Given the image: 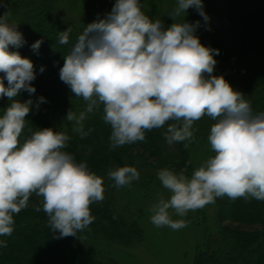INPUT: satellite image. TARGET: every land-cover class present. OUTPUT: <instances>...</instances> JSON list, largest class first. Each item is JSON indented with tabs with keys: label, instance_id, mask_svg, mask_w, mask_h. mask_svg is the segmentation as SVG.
<instances>
[{
	"label": "clouds",
	"instance_id": "obj_1",
	"mask_svg": "<svg viewBox=\"0 0 264 264\" xmlns=\"http://www.w3.org/2000/svg\"><path fill=\"white\" fill-rule=\"evenodd\" d=\"M189 8L207 23L203 0H175L169 17H185ZM199 27V21L184 19L165 28L142 11L141 0H115L111 12L84 28L59 70L61 81L86 102L83 111L70 109L66 116L82 139L91 132L85 121L101 105L113 149L143 142L147 131L169 121L174 123H167L164 133L168 145L191 142L194 122L204 116L215 121L207 138L214 155L191 176L186 168L158 170L157 179L171 195L151 206L150 220L173 230L186 227V221L173 220L170 209L183 217L218 197L264 201V111L254 112L223 76L212 75L219 50L201 44ZM70 32V27L60 31L58 42L68 44ZM25 43L18 26L0 17V99L11 101L0 115V236L12 235L14 215L28 207L33 194L42 198L34 210L47 214L52 233L77 236L95 220L90 205L103 201V179L64 151L70 140L64 132L45 128L21 142L34 101L15 98L36 93V71L30 59L10 49ZM42 43L37 40L31 49L38 51ZM45 102L41 96L35 106ZM107 175L117 188L140 179L134 166ZM3 247L7 242L0 240Z\"/></svg>",
	"mask_w": 264,
	"mask_h": 264
},
{
	"label": "trees",
	"instance_id": "obj_2",
	"mask_svg": "<svg viewBox=\"0 0 264 264\" xmlns=\"http://www.w3.org/2000/svg\"><path fill=\"white\" fill-rule=\"evenodd\" d=\"M59 0H0V17L9 24L18 26L26 43L18 51L30 59L36 71L32 96L21 92L15 99L34 101L32 111L26 117V126L21 142L32 132L51 128L64 132L70 140L64 151L72 154L77 162H86L89 171L103 179L104 199L90 205L95 217L88 228L77 236L58 238L48 226V216L41 210L42 198L33 194L28 207L14 215V232L0 236L7 247L0 248V264H118L105 251V244L133 245L143 238L141 216L132 207L126 189L132 186L147 192L157 179L158 170L168 168L179 172L194 171L192 149L199 143H207L210 128L215 123L204 116L194 122V139L168 145L164 139L166 125L145 133L143 142L110 147L111 127L105 123L103 106L89 114L85 130L89 135L81 138L73 131L74 121L66 119L68 111H83L86 102L71 92L60 79L59 70L64 57L70 52L77 37L86 26L58 13ZM71 28L69 43L60 44L59 32ZM227 36L217 41L219 55L212 75L223 76L233 90L243 94L251 103L254 112L264 111V0H228ZM43 40L38 51L31 45ZM45 68L40 73L41 67ZM2 75V73H0ZM7 86V81H5ZM43 96L45 103L35 106ZM11 103L7 97L0 99V115ZM214 155V152H213ZM134 166L140 179L131 186L117 188L108 177L109 170ZM129 192V190H128ZM217 219L220 225L215 235L207 238L198 264H264V201L254 198L227 196L215 199Z\"/></svg>",
	"mask_w": 264,
	"mask_h": 264
},
{
	"label": "rangeland",
	"instance_id": "obj_3",
	"mask_svg": "<svg viewBox=\"0 0 264 264\" xmlns=\"http://www.w3.org/2000/svg\"><path fill=\"white\" fill-rule=\"evenodd\" d=\"M227 2L228 0H203L204 11L209 17L207 23L193 8L187 10L185 17L181 16L173 21L169 13L175 7V0H141V6L150 19L162 20L165 28L184 19L188 23L199 21L200 27L196 35L201 44L216 49L217 41L226 39L228 33ZM114 4L115 0H59L57 10L62 17L87 26L103 19L111 12ZM211 156L213 151L209 142L197 144L191 151L194 170ZM126 192L129 193L127 199L131 200L135 212L141 216L143 238L133 245L105 244V251L118 264H198L207 238L215 235L220 225H225L217 219V205L214 202L189 211L183 217L170 209L172 219L185 220L186 227L179 230L156 227L150 220V208L160 198L169 199L171 193L157 182L147 192L137 186L127 188Z\"/></svg>",
	"mask_w": 264,
	"mask_h": 264
}]
</instances>
